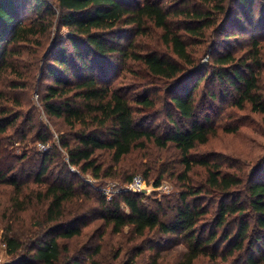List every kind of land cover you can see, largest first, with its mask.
Returning a JSON list of instances; mask_svg holds the SVG:
<instances>
[{"label":"trees","instance_id":"16d2710c","mask_svg":"<svg viewBox=\"0 0 264 264\" xmlns=\"http://www.w3.org/2000/svg\"><path fill=\"white\" fill-rule=\"evenodd\" d=\"M164 1L52 0L49 4L46 0H0V82L8 83L10 91L35 93L44 114L50 119L62 120L68 128L66 135L58 136L53 142V149L32 151L21 157L12 155L8 150L11 146L7 145L10 137L22 143L35 130V139L28 142L47 146L52 135L32 124L31 112L25 115L13 110L14 107L3 106L2 103L11 101L18 103L16 107L22 104L17 96L12 98L0 91V185L12 187L16 199L27 183L21 181L25 176L43 186L37 199L44 203V210L36 216L40 217L38 225L45 233H34L26 257L11 264H87L62 257L56 237L65 240L79 237L83 209L90 204L96 205L94 215L111 227L113 235L128 228L138 238L152 232L179 236L186 251L174 264H195L204 256L211 258L212 264H218L217 261L226 260L227 252L233 256L244 251L250 230L249 219L244 215L246 207L239 199H230V190L241 186V181L223 173L217 164L192 160L190 153L196 145L206 144L211 134L209 118L201 117L196 103L201 82L231 84L240 108L249 104L251 112L264 114V97L258 84L264 72L262 49L252 41L253 49L242 64L246 70L243 75L234 70L235 59L229 53L216 54L211 69L200 65L195 59L196 52L188 51L187 42L223 26L249 34L241 24L249 25L250 30L259 25L258 32L263 30L260 33L264 34V0H230V7L226 0H177L179 5L175 11H171L174 7L164 5ZM145 21L163 32L164 45L180 64L157 53L134 54L129 49L131 43L122 45L127 38L123 27L135 25L139 29ZM63 29L68 32L65 38L60 37ZM202 55H208L206 50ZM25 57L28 65L21 71L19 66ZM129 60L139 62L150 76L172 80L175 85L166 102L169 110L161 135L143 129V120L135 117L131 106L134 99L122 89H112L108 83L112 64L123 65ZM40 74L41 78L37 79ZM9 76L14 79L8 81ZM44 76L52 83L46 85ZM214 97V93L209 94L210 100ZM135 102L148 111L155 106L147 96ZM174 115L183 121L181 126ZM7 132L9 135L2 137ZM144 142L160 149L171 145L178 151L184 167L179 179L185 184L180 192L146 205L144 201L149 200L146 192L132 194L119 190L108 201L102 186L84 182L85 175L95 181L110 177L111 167L104 169L95 157L96 152L109 153L111 163L117 165L135 149L145 148ZM195 165L206 170L207 187L225 198L218 206L216 229L207 236L204 230L198 229L199 222L209 212L198 204L205 189L188 186L189 173ZM71 168L77 169L78 174ZM134 177H128L122 184L128 185ZM161 179L162 175L155 180L154 188H160ZM247 195L255 224L264 231V178L251 183ZM18 202L23 206V201ZM169 214L171 219L164 221ZM230 217L238 221L233 235L228 229L230 223H226ZM219 228H224L221 236L216 231ZM10 232L11 227L7 226L1 242L9 256H16L23 246ZM260 247L264 251V245ZM210 249L212 253L208 254ZM95 251L99 252V247ZM159 254V251L153 254L150 264H160ZM259 261L264 264V253H259ZM248 262L255 264L251 256ZM89 264L99 263L91 260Z\"/></svg>","mask_w":264,"mask_h":264},{"label":"rangeland","instance_id":"374dc122","mask_svg":"<svg viewBox=\"0 0 264 264\" xmlns=\"http://www.w3.org/2000/svg\"><path fill=\"white\" fill-rule=\"evenodd\" d=\"M46 1L49 4L52 3V0ZM143 1L145 0H138V2ZM229 1L226 0L227 7ZM164 3V5H170V9L174 7L171 11H175L176 6L179 5L177 0H165ZM222 21L223 19L220 20L219 25L222 24ZM241 25L246 27L250 33H239L232 30L230 26L227 28L223 26L219 29L216 27L209 30L204 37L190 39L187 42L188 51L196 52L195 59L197 62L210 69L216 54L219 56L229 53L235 59L236 68L234 70L244 75L246 70L242 64L246 61L245 57L248 52L253 49L252 41H256L262 49L261 62L264 68V34L260 33L263 30L258 32L259 25L256 26L255 30H250L249 25ZM123 30L127 32V38L122 41V45L126 47L131 43L129 49L132 53H157L164 59H170L174 63L180 64L171 50L164 45L161 37L163 32L155 29L148 21H145L139 29L135 25H126ZM67 33V30H61L60 37L65 38ZM205 50L208 55L203 56ZM27 65L25 57L19 66L20 70L23 71L22 67ZM112 66L108 82L110 87L127 92L129 97L134 99L131 106L135 111V117L143 120V129L152 130L161 135L162 128L167 122L166 113L169 110L166 102L171 95L169 93L175 90L173 81L150 76L139 62L133 60H129L123 65L115 63ZM201 75L203 76V74ZM39 78H41V74L37 76V79ZM7 79L11 81L14 76H9ZM43 81L46 85L52 83L46 76L43 77ZM258 84L260 93L264 97V72L259 77ZM0 91L5 95H11L12 98L17 96L22 104V107H16L18 103L11 101L7 104L2 103L3 106L14 107L13 110L21 111L25 115L31 112L32 124L35 127L46 129L52 135L51 141L47 144L48 149L55 147L53 142L58 136L66 135L68 132V128L62 120L50 119L44 114L35 93H27L21 90L10 91L8 83L4 81L0 82ZM210 93L215 95L213 100L209 99ZM143 96L154 101L155 106L152 110H145L135 102ZM196 103L199 112L203 115L201 117L209 118L208 126L211 129V134L206 144L196 145L190 153L191 158L192 160H205L210 164H217L223 173L233 175L241 181V186L230 190V199H239L240 202L244 203L243 206L246 207L244 215L250 222L248 240L244 243V251L233 256L227 252L225 254L226 260L217 261V263L248 264V258L251 256L255 264H262L259 261V253H264L260 247L261 244L264 245V231H260L255 224L247 188L251 183L261 182L264 178V114L251 112L249 104H244L243 108H240L237 105V94L234 87L227 83L201 82L197 91ZM173 118L179 126L182 125L183 121L178 116L174 115ZM34 133L35 130L28 134L22 143H16L17 138L10 137L11 142H7V145L11 146L8 147L10 153L16 157H21L24 153L39 152L38 143L30 144L31 142H28V140L35 139ZM8 135L9 132L2 137ZM144 146L143 149H135L117 165L111 163L109 153L96 152L95 157L100 159L104 169L111 167L109 170L110 177L106 180L95 181L90 176L85 175L83 176L84 182L91 186H102L103 189H110L115 195L119 190L126 187L122 183L128 177L141 176L144 179L146 196L149 198V200L144 201L146 205L151 202L159 203L163 197L180 192L185 184L179 179L184 167L178 151L171 145L167 149H160L151 143L144 142ZM71 171L78 174V170L75 168H71ZM160 175H162L161 186L154 188V182ZM69 179H71L70 176ZM21 181L27 183L22 186L19 200L15 198L16 192L12 187L6 184L0 185V261L2 264H11L12 261L15 262L21 257H26V250L34 241L33 234L45 233L38 225L40 217L36 216L44 210V203H40L37 199V193L42 191L43 186L33 183L32 178H28V176H25ZM188 186L193 189H205L198 204L208 209L209 212L199 222L198 229L204 230V236H207L209 232L216 229L218 206L221 199L225 198L207 187V172L204 167L199 165L193 166L190 171ZM18 201H23V206ZM95 211V204H90L83 209L85 214L83 223L78 225L81 229L79 237L70 240L56 237L62 257L75 258L87 264L91 260L97 261L99 264H150L153 254L159 251L160 264H174L181 260L186 251L182 239L177 235L163 236L152 232L138 238L133 236L128 228H124L119 235H113L111 234V227L105 226L103 220L94 215ZM171 217L172 215L169 214L164 221H168ZM234 219L235 217H230L226 221V223H230L228 229L231 235L235 233L238 225V221H234ZM7 226L11 227L9 235L20 241L23 246V249L16 256H9L7 250L2 246L1 240ZM223 229L216 230L219 236L223 234ZM231 246L232 244L229 245L228 250ZM251 246L253 247L250 250ZM97 247H99V252L96 253ZM207 253H212V250H208ZM195 264H212V261L211 258L204 256L200 257Z\"/></svg>","mask_w":264,"mask_h":264},{"label":"built area","instance_id":"2783aa9c","mask_svg":"<svg viewBox=\"0 0 264 264\" xmlns=\"http://www.w3.org/2000/svg\"><path fill=\"white\" fill-rule=\"evenodd\" d=\"M47 148H48L47 146L39 145V150L41 152L46 151ZM122 191L127 192V193H132V194L143 193V192H145V183L140 176H136L131 180V182L128 185H126V187L124 189H122ZM102 193H103L104 197L106 198V200H108V201L111 200L113 193L110 191V189H103ZM2 246L5 248L4 245H2ZM0 264H2L1 261H0Z\"/></svg>","mask_w":264,"mask_h":264},{"label":"water","instance_id":"95a60500","mask_svg":"<svg viewBox=\"0 0 264 264\" xmlns=\"http://www.w3.org/2000/svg\"><path fill=\"white\" fill-rule=\"evenodd\" d=\"M145 192H143L142 194H144Z\"/></svg>","mask_w":264,"mask_h":264}]
</instances>
